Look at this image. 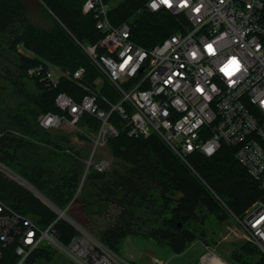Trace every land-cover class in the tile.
Masks as SVG:
<instances>
[{
  "label": "built area",
  "instance_id": "1",
  "mask_svg": "<svg viewBox=\"0 0 264 264\" xmlns=\"http://www.w3.org/2000/svg\"><path fill=\"white\" fill-rule=\"evenodd\" d=\"M172 5L144 1L145 9L166 10L179 24L160 42L145 47L131 39L129 20L112 24L110 2L84 0L82 12L92 14L95 28L103 35L93 44L78 43L101 77L91 88L80 84L83 67L70 71L47 62L29 67L27 74L39 76L48 88L68 79L86 91L79 99L58 91L53 98L58 111L40 113L37 122L45 130L68 125L88 138L74 196L89 169L109 168L111 159L99 151L121 130L133 137L156 134L190 169L188 158L196 151L211 156L222 145L233 148L236 160L263 194L241 216L230 213L244 238L264 256V0H187L183 7L180 0H172ZM226 64L231 75L221 71ZM103 78L116 91V100L100 92ZM85 113L96 119L94 129L78 127ZM0 168L23 186L28 183L2 163ZM45 202L57 218L74 228L69 242L64 245L58 240L55 220L40 226L0 199V259L2 249L13 245L18 256L15 264H23L36 246L45 245L61 249L74 264H135L75 221L67 213L70 202L65 208ZM153 261L175 264L157 257ZM193 264L231 263L208 244Z\"/></svg>",
  "mask_w": 264,
  "mask_h": 264
},
{
  "label": "trees",
  "instance_id": "2",
  "mask_svg": "<svg viewBox=\"0 0 264 264\" xmlns=\"http://www.w3.org/2000/svg\"><path fill=\"white\" fill-rule=\"evenodd\" d=\"M83 1L36 0L41 15L48 20V24L42 25L29 19L26 0H0V33H9L6 44L16 57L17 67L16 78L10 79L9 94L16 100L13 106L0 107V163L13 167L58 208H65L74 196L84 163L79 149L66 145L68 141L63 134L41 128L37 117L46 111H58L53 104L58 91H65L75 99L86 91L68 79H61L56 87L48 88L39 81V76L28 77L26 71L39 62L70 71L83 67L80 84L91 88L97 85L101 73L78 42L93 44L103 34L95 28L92 14L82 12ZM144 1L120 0L111 4L109 19L113 25L129 20L131 39L150 47L177 30L179 24L166 10L145 9ZM138 9L140 12H136ZM16 23L19 27L14 29ZM18 45L30 55L18 52ZM24 80H29L32 88H28ZM100 90L112 100L118 97L105 79ZM77 125L94 129L97 121L85 113ZM107 146L113 165L100 172L87 171L67 213L72 207L78 218L69 215L82 224V215L88 219L92 214L105 211L110 203L119 206L121 220L98 232L99 239L117 252L127 235L151 238L176 253L196 239L209 244L207 235L211 231L204 226L209 214L221 224L231 213L241 216L250 203L263 194L236 160L234 149L226 145L211 156L199 151L192 153L188 158L192 169L156 134L133 137L121 130L108 139ZM0 199L40 226L55 220L57 238L64 245L75 233L64 218H57V213L42 198L1 171ZM146 206L153 217L150 220L135 213ZM53 253L52 247L38 245L23 264H39L41 259L49 261ZM226 259L231 264H264V256L258 248L246 241L231 249ZM17 260L13 245L2 249L0 264H15Z\"/></svg>",
  "mask_w": 264,
  "mask_h": 264
},
{
  "label": "rangeland",
  "instance_id": "3",
  "mask_svg": "<svg viewBox=\"0 0 264 264\" xmlns=\"http://www.w3.org/2000/svg\"><path fill=\"white\" fill-rule=\"evenodd\" d=\"M29 8V19L36 24H48V20L41 15L39 10V5L36 0H26ZM120 0H112L110 4H115ZM19 27V23H16L13 27L14 29ZM9 33H0V107L7 108L13 106L15 102V98L10 96V79H14L17 76V67H16V57L12 55L9 50L6 39ZM17 51L26 55H30V52L24 50L20 45L17 46ZM27 74V72H26ZM4 75L6 78H4ZM29 77V75L27 74ZM123 79H120V82ZM25 85L28 88H32V83L29 80H24ZM81 130L85 129V127H79ZM53 132H57L59 134H63L64 137L67 138L68 143L66 145L70 146L73 149H79L81 153L80 159H82L85 153L88 150L89 140L87 137L83 136L79 131L71 128L68 125H64L61 128L53 130ZM80 137V138H79ZM67 147V146H66ZM80 155V154H79ZM99 155H105L111 159L110 166L113 165V157L108 149V146H103ZM79 157V156H78ZM4 165V164H3ZM6 166V165H5ZM109 166V167H110ZM7 167V166H6ZM13 170V167H7ZM0 171L4 173L1 168ZM17 173V172H16ZM9 178L13 179L17 183H19L14 178L4 173ZM21 176L20 173H17ZM22 177V176H21ZM20 184V183H19ZM25 186L31 189L29 184L23 182ZM22 185V184H21ZM23 186V185H22ZM32 190V189H31ZM34 191V190H32ZM154 193H157V190H154ZM75 205L74 208L75 209ZM69 214L78 218L76 213L72 211V207L69 208ZM121 212V208L114 203H110L105 211L99 213L92 214L86 218L85 215H82V224L91 234L95 237L99 238L98 232L105 227L112 225L117 222V220H121L119 217ZM135 213H140L144 215L145 219L150 220L151 214L149 212V208L140 207L136 210ZM74 217H72L75 221H77ZM205 218V216H204ZM78 222V221H77ZM86 222V223H83ZM79 223V222H78ZM204 226L211 231L209 235H207V239L209 241V245L224 259L228 255L231 249L236 248L241 242L246 241L244 238L242 230L238 227V223L236 219L231 215L230 218L221 224H218L215 218L209 214L205 219ZM250 243V242H249ZM45 244V243H43ZM252 244V243H251ZM206 244H204L201 240L196 239L190 243L182 252L176 253L171 250L168 246L159 245L154 242L151 238L140 237L137 235H127L123 238L119 244V254L124 257H131L135 264H160L153 261L154 257L160 259H168L175 264H193L199 259V257L203 254L206 249ZM256 247V246H255ZM257 248V247H256ZM53 256L49 261H45L43 259L39 260V264H74L71 258L61 249L53 246ZM227 260V259H226Z\"/></svg>",
  "mask_w": 264,
  "mask_h": 264
},
{
  "label": "snow or ice",
  "instance_id": "4",
  "mask_svg": "<svg viewBox=\"0 0 264 264\" xmlns=\"http://www.w3.org/2000/svg\"><path fill=\"white\" fill-rule=\"evenodd\" d=\"M161 2L163 4H166L168 5L169 7H172V0H161ZM187 4V0H180V6L183 7V6H186ZM157 5L155 3H153V7H156ZM209 47V50H211V46H208ZM221 71L222 72H225V74L227 75H231V69L229 67V65H225L224 67L221 68Z\"/></svg>",
  "mask_w": 264,
  "mask_h": 264
},
{
  "label": "water",
  "instance_id": "5",
  "mask_svg": "<svg viewBox=\"0 0 264 264\" xmlns=\"http://www.w3.org/2000/svg\"><path fill=\"white\" fill-rule=\"evenodd\" d=\"M32 191V190H31ZM36 195H38L40 198H42L44 201H47L46 197H44L39 191H33ZM49 201V200H48ZM204 244L208 245V242H205L204 240H201Z\"/></svg>",
  "mask_w": 264,
  "mask_h": 264
},
{
  "label": "bare ground",
  "instance_id": "6",
  "mask_svg": "<svg viewBox=\"0 0 264 264\" xmlns=\"http://www.w3.org/2000/svg\"><path fill=\"white\" fill-rule=\"evenodd\" d=\"M25 183H26V182H25ZM26 184H29V183H26ZM29 185H30V184H29ZM30 187H31L32 190H34V191L37 192V190H36L33 186L30 185Z\"/></svg>",
  "mask_w": 264,
  "mask_h": 264
}]
</instances>
